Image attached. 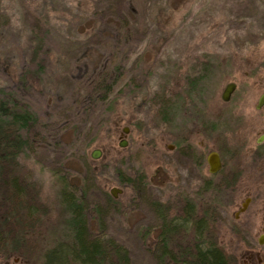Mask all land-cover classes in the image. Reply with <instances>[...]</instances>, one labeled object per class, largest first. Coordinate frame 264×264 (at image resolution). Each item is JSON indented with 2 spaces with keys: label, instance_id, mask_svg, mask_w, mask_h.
<instances>
[{
  "label": "rangeland",
  "instance_id": "1",
  "mask_svg": "<svg viewBox=\"0 0 264 264\" xmlns=\"http://www.w3.org/2000/svg\"><path fill=\"white\" fill-rule=\"evenodd\" d=\"M0 6L8 20L0 29V95L39 117L21 163L48 207L40 253L70 238L63 181L80 185L87 178L95 199L87 205L102 212L99 220L88 207L90 231L101 227L128 250L131 264H160L153 204L171 216L179 214V196L199 193L197 203L215 204L211 191L200 189L195 160L202 149L238 141L264 150V142L257 145L264 110L255 109L264 93V0H0ZM34 54L45 65L38 74ZM113 57L121 79L109 109L82 116L91 94L79 83ZM203 74L191 91L192 79ZM230 83L236 88L225 102ZM114 189L121 191L116 198ZM221 224L218 241L229 253L232 241ZM0 264L42 262L0 253Z\"/></svg>",
  "mask_w": 264,
  "mask_h": 264
},
{
  "label": "trees",
  "instance_id": "2",
  "mask_svg": "<svg viewBox=\"0 0 264 264\" xmlns=\"http://www.w3.org/2000/svg\"><path fill=\"white\" fill-rule=\"evenodd\" d=\"M7 23L0 6V29ZM37 57L34 54L32 60L36 74L45 66L41 63L43 58ZM111 60L96 75L79 83L91 94L87 96L89 105L81 114L84 117L94 118L98 109H109L107 102L121 79V68L115 58ZM206 77L203 74L192 79L191 91L198 90V80ZM162 103L167 109L169 105ZM38 124L36 112L20 107L10 94L0 95V253L7 257L18 256L25 261L39 258L42 264H131L128 250L105 236L101 227L98 234L90 231L88 207L99 220L102 212L96 205H87V200L95 202L87 178L81 180L80 185L63 181L61 204L67 215L66 227L70 238L53 248L46 247L40 253L41 231L49 214L48 207L43 203L41 187L24 172L25 167L21 163L29 148L26 134ZM91 145L87 141L82 149L86 161ZM196 160L199 164L204 161ZM210 194L215 196V191ZM105 195L108 203L114 202L112 197ZM174 202L179 207L177 216H171L159 203L153 204L160 221L155 250L162 253L156 260L160 264H235V259L219 244L217 233L222 218L213 202L197 203L196 198L181 196ZM106 207L108 212L111 205Z\"/></svg>",
  "mask_w": 264,
  "mask_h": 264
},
{
  "label": "flooded vegetation",
  "instance_id": "3",
  "mask_svg": "<svg viewBox=\"0 0 264 264\" xmlns=\"http://www.w3.org/2000/svg\"><path fill=\"white\" fill-rule=\"evenodd\" d=\"M256 107L259 113L264 110V106L261 110ZM258 139L257 145L262 148L264 141L259 143ZM202 150L199 159L204 161L199 164L195 160L201 173L207 168L206 176L200 173V189L215 191L214 207L222 218L219 224L227 225L225 230L232 241L229 254L234 255L235 264H264V150L253 151L248 143L238 141ZM211 154H216L220 161L216 173L210 172ZM196 199L199 200V193Z\"/></svg>",
  "mask_w": 264,
  "mask_h": 264
},
{
  "label": "water",
  "instance_id": "4",
  "mask_svg": "<svg viewBox=\"0 0 264 264\" xmlns=\"http://www.w3.org/2000/svg\"><path fill=\"white\" fill-rule=\"evenodd\" d=\"M235 88H236L235 84H229L226 87L225 91L223 92L222 100L225 102H228L232 93L234 92ZM263 106H264V94L259 98L256 108H257V110H260ZM124 133H128L127 129L124 131ZM263 141H264V134H262L260 136L258 142L262 143ZM126 145H127V142L124 140L121 142L120 147H126ZM99 157H100L99 151H94L92 154V159L97 160V159H99ZM208 163L210 166V172L211 173H216L219 171L220 161H219V158L216 154H211L208 157ZM115 191H119V190H116V189L112 190L111 194L114 198L117 197V193ZM119 192H121V191H119Z\"/></svg>",
  "mask_w": 264,
  "mask_h": 264
}]
</instances>
